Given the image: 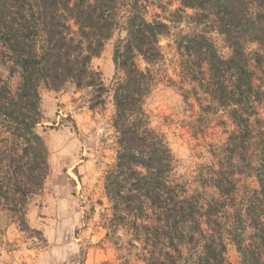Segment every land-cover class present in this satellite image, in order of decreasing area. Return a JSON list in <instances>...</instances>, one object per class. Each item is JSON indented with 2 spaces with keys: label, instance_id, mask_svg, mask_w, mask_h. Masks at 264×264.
Returning a JSON list of instances; mask_svg holds the SVG:
<instances>
[{
  "label": "trees",
  "instance_id": "trees-1",
  "mask_svg": "<svg viewBox=\"0 0 264 264\" xmlns=\"http://www.w3.org/2000/svg\"><path fill=\"white\" fill-rule=\"evenodd\" d=\"M181 1L198 23L212 21L230 49L224 58L206 33L179 44L186 76L209 104L230 111L234 126L193 192L174 179L171 147L144 108L156 78L138 61L161 59L165 23L149 21L141 0H0V44L22 71L17 92L0 85V210L21 230L50 172L36 131L43 120L40 90L58 92L72 82L93 88L103 102L107 90L91 61L112 37L124 5L127 36L114 51L123 78L111 88L117 158L105 176L106 238L117 256L102 264H232L229 242L240 264H264V0ZM250 44L258 50L249 52ZM244 178H255L258 187L243 186Z\"/></svg>",
  "mask_w": 264,
  "mask_h": 264
},
{
  "label": "rangeland",
  "instance_id": "rangeland-1",
  "mask_svg": "<svg viewBox=\"0 0 264 264\" xmlns=\"http://www.w3.org/2000/svg\"><path fill=\"white\" fill-rule=\"evenodd\" d=\"M141 1L149 21L168 27L160 37L161 59L150 65L138 61L142 70H150L156 78L144 108L151 126L171 147L176 161L174 179L193 192L206 182L204 174L216 162L214 154H220L234 126L230 111L209 104L203 89L186 76L179 44L186 35L206 33L224 58L230 49L216 25L195 21L196 11L185 8L181 0ZM128 11L123 5L112 37L91 61L107 90L103 102L93 88H78L72 82L58 92L41 88L43 120L36 131L47 146L50 172L43 190L29 202L25 231L10 213L0 210V264H102L116 260L115 247L106 238L110 206L105 176L117 158L111 88L115 79L123 78L115 67L114 51L127 36ZM258 48L248 45L251 53ZM6 51L0 44V85L5 83L17 92L22 71ZM257 76L261 79L263 74ZM260 115L264 118L263 106ZM242 184L258 187L255 178H244ZM228 259L232 264L241 262L231 242Z\"/></svg>",
  "mask_w": 264,
  "mask_h": 264
}]
</instances>
